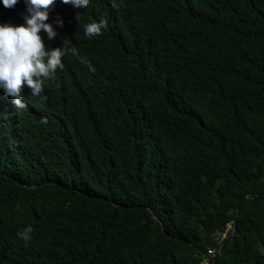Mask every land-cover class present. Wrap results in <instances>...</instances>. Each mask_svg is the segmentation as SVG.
I'll use <instances>...</instances> for the list:
<instances>
[{
  "label": "trees",
  "instance_id": "obj_1",
  "mask_svg": "<svg viewBox=\"0 0 264 264\" xmlns=\"http://www.w3.org/2000/svg\"><path fill=\"white\" fill-rule=\"evenodd\" d=\"M46 22L77 54L23 108L0 90V264H264V0H56Z\"/></svg>",
  "mask_w": 264,
  "mask_h": 264
},
{
  "label": "clouds",
  "instance_id": "obj_2",
  "mask_svg": "<svg viewBox=\"0 0 264 264\" xmlns=\"http://www.w3.org/2000/svg\"><path fill=\"white\" fill-rule=\"evenodd\" d=\"M25 6L23 22L12 24L0 22V90L12 98L16 108L25 107L22 87H27L33 97L40 96L44 83L51 78L57 68H62L61 57L66 51L73 55L77 50L71 41L65 38L59 47H47L41 31L47 40L56 36V29L46 22L49 7L56 0H21ZM20 0H0L5 8L14 7ZM73 8L84 9L89 0H60ZM63 21L57 19L56 24ZM105 27V20L92 21L83 26L85 36L99 35ZM80 62L92 70L91 64L84 57ZM32 225H25L17 235L24 241L31 239Z\"/></svg>",
  "mask_w": 264,
  "mask_h": 264
},
{
  "label": "water",
  "instance_id": "obj_3",
  "mask_svg": "<svg viewBox=\"0 0 264 264\" xmlns=\"http://www.w3.org/2000/svg\"><path fill=\"white\" fill-rule=\"evenodd\" d=\"M236 214H238V212H236ZM236 227H237V220H236V222L234 223V229H233L232 233H231L230 235H228V237H227L225 240L221 241V243H220V247H221L226 241H228V240L231 238V236L234 234V232H235V230H236ZM220 247L217 249V252H216L215 256L213 257L214 259H216V258L219 256V250H220Z\"/></svg>",
  "mask_w": 264,
  "mask_h": 264
},
{
  "label": "built area",
  "instance_id": "obj_4",
  "mask_svg": "<svg viewBox=\"0 0 264 264\" xmlns=\"http://www.w3.org/2000/svg\"><path fill=\"white\" fill-rule=\"evenodd\" d=\"M228 230L225 233L222 234V238L226 237ZM216 252H217V250L216 251H211L210 253L207 254V257L213 259V257L215 256ZM204 263L207 264V262H204Z\"/></svg>",
  "mask_w": 264,
  "mask_h": 264
}]
</instances>
